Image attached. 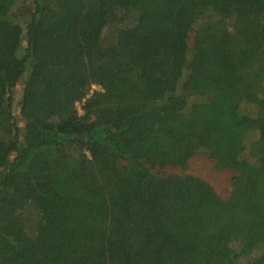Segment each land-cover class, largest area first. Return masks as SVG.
I'll return each mask as SVG.
<instances>
[{
	"label": "trees",
	"instance_id": "trees-1",
	"mask_svg": "<svg viewBox=\"0 0 264 264\" xmlns=\"http://www.w3.org/2000/svg\"><path fill=\"white\" fill-rule=\"evenodd\" d=\"M0 264H264V0H0Z\"/></svg>",
	"mask_w": 264,
	"mask_h": 264
},
{
	"label": "rangeland",
	"instance_id": "rangeland-1",
	"mask_svg": "<svg viewBox=\"0 0 264 264\" xmlns=\"http://www.w3.org/2000/svg\"><path fill=\"white\" fill-rule=\"evenodd\" d=\"M194 36V32L192 31L189 36V47L191 46L192 37ZM187 74V75H186ZM188 73L184 74L183 81H187ZM186 83V82H185ZM22 93V87L20 84L14 89V106L16 109V114L18 110V100ZM77 112L81 115L82 109L81 105L78 104L76 106ZM153 173L158 175H167V174H177V175H191L201 180L209 183L216 193L223 199H226L229 196L231 190L232 176L234 175L232 171L228 170H217L214 166V162L211 159H208L203 155H196L189 159L185 168L181 167H165V168H155ZM257 240L251 242L249 248L252 250L257 245ZM254 257V253L252 256L248 257L251 259ZM245 260V259H244ZM242 260V261H244Z\"/></svg>",
	"mask_w": 264,
	"mask_h": 264
}]
</instances>
